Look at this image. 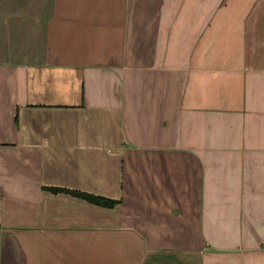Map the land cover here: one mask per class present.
<instances>
[{
	"label": "crops",
	"instance_id": "0c3cea01",
	"mask_svg": "<svg viewBox=\"0 0 264 264\" xmlns=\"http://www.w3.org/2000/svg\"><path fill=\"white\" fill-rule=\"evenodd\" d=\"M0 264H264V0H0Z\"/></svg>",
	"mask_w": 264,
	"mask_h": 264
},
{
	"label": "trees",
	"instance_id": "16d2710c",
	"mask_svg": "<svg viewBox=\"0 0 264 264\" xmlns=\"http://www.w3.org/2000/svg\"><path fill=\"white\" fill-rule=\"evenodd\" d=\"M46 190H48L52 194L69 195V196H72L75 198L85 200L91 204L101 206V207H105V208H112L113 209V208H116L120 204V201H117V200H112V199H108V198H105L102 196L93 195V194H89V193H85V192H81V191H76V190L56 188V187L46 188Z\"/></svg>",
	"mask_w": 264,
	"mask_h": 264
}]
</instances>
